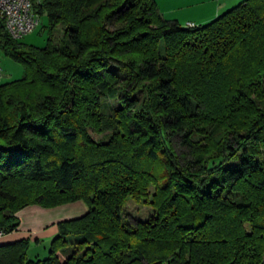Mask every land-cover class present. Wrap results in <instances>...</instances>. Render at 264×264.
<instances>
[{
    "label": "trees",
    "instance_id": "16d2710c",
    "mask_svg": "<svg viewBox=\"0 0 264 264\" xmlns=\"http://www.w3.org/2000/svg\"><path fill=\"white\" fill-rule=\"evenodd\" d=\"M32 5L44 46L0 28L23 67L0 83V231L30 205L87 211L0 264H264V0L192 27L155 0Z\"/></svg>",
    "mask_w": 264,
    "mask_h": 264
},
{
    "label": "rangeland",
    "instance_id": "374dc122",
    "mask_svg": "<svg viewBox=\"0 0 264 264\" xmlns=\"http://www.w3.org/2000/svg\"><path fill=\"white\" fill-rule=\"evenodd\" d=\"M158 7L168 15L171 14L172 18L182 19L193 18L200 12H216L222 13L228 8L234 6L241 0H155ZM166 9V11H165ZM163 13V14H164ZM192 16V17H191ZM181 20V21H182ZM185 21H183L184 23ZM61 36L60 28L54 33V40L57 41ZM48 38V29L46 28V16L45 14L39 17V22L34 30L24 35L20 41L25 45L44 46ZM0 65L3 72V82H10L14 79H18L23 74L22 65L5 54L0 52ZM125 209L133 216L144 217L148 214V208L146 205L137 204L133 201L127 203ZM3 238V237H2ZM50 239L41 238L40 241H31V245L27 250V256L29 259L44 258L48 255L50 248ZM2 242V241H1ZM59 249L68 248L67 245H58ZM169 264V263H164Z\"/></svg>",
    "mask_w": 264,
    "mask_h": 264
},
{
    "label": "crops",
    "instance_id": "0c3cea01",
    "mask_svg": "<svg viewBox=\"0 0 264 264\" xmlns=\"http://www.w3.org/2000/svg\"><path fill=\"white\" fill-rule=\"evenodd\" d=\"M159 10L161 11L162 14L164 13V11L161 10L160 8ZM165 13L163 14L165 18L177 19V18H172L173 16H171V14L170 15L167 14L166 16ZM218 14L220 13L216 12L215 14V12L211 13L205 11V12H200L198 15H195L193 18H183L184 20L182 19H177V20L182 25H185L187 22H191L194 23L195 25H198L209 22L210 20L215 18ZM183 21L185 22L183 23ZM86 211H87V205L82 200L62 204L52 208H44L37 205L27 206L22 210H20L19 212H17L16 214V216L19 218L20 221L17 228L7 234L0 235V243L12 242L27 237H29L31 241H35V239H38V241H40L42 237L49 238L51 240L52 237L57 232V226L55 225L57 221L80 216L84 214Z\"/></svg>",
    "mask_w": 264,
    "mask_h": 264
},
{
    "label": "built area",
    "instance_id": "2783aa9c",
    "mask_svg": "<svg viewBox=\"0 0 264 264\" xmlns=\"http://www.w3.org/2000/svg\"><path fill=\"white\" fill-rule=\"evenodd\" d=\"M39 22V18L33 12L32 0H0V28L6 31L13 39H21L32 32ZM187 27L194 23L187 22ZM3 80V72L0 65V83ZM0 231V235H2Z\"/></svg>",
    "mask_w": 264,
    "mask_h": 264
}]
</instances>
